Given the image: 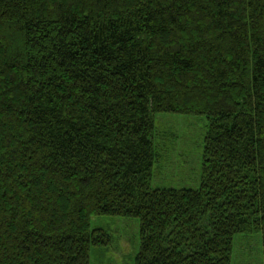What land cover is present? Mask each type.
<instances>
[{"label": "trees", "instance_id": "1", "mask_svg": "<svg viewBox=\"0 0 264 264\" xmlns=\"http://www.w3.org/2000/svg\"><path fill=\"white\" fill-rule=\"evenodd\" d=\"M160 113L208 117L199 190L151 187ZM97 216L136 264L264 249V0H0V264H90Z\"/></svg>", "mask_w": 264, "mask_h": 264}, {"label": "rangeland", "instance_id": "2", "mask_svg": "<svg viewBox=\"0 0 264 264\" xmlns=\"http://www.w3.org/2000/svg\"><path fill=\"white\" fill-rule=\"evenodd\" d=\"M206 116L160 113L155 117L153 189L199 190L202 181ZM91 230L103 231L106 244L92 245L90 264H136L141 249L139 218L97 216ZM232 264H264L261 233L253 231L235 237Z\"/></svg>", "mask_w": 264, "mask_h": 264}]
</instances>
